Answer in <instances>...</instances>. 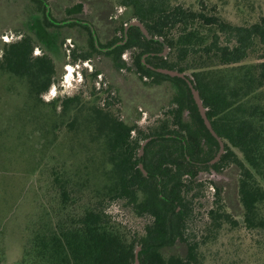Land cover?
<instances>
[{
  "label": "trees",
  "instance_id": "16d2710c",
  "mask_svg": "<svg viewBox=\"0 0 264 264\" xmlns=\"http://www.w3.org/2000/svg\"><path fill=\"white\" fill-rule=\"evenodd\" d=\"M121 5L128 9L115 28L121 36L105 45L87 21L71 17L60 24L46 9L43 21L47 27L80 26L89 33V51L74 50L72 62L88 61L93 52L106 54L118 70L134 71L154 84L172 81L179 90L164 117L146 129L137 122L126 123L114 111L118 97L110 88L96 85L100 84L98 70L90 74L83 70V86L89 91L85 101L84 94H73L49 102L64 114L73 106L77 111L85 107L83 122L75 116L70 126L94 130L90 133L103 145L106 179L101 187L86 192L89 180L81 182L55 169L54 193L36 216L21 264H135L139 247L140 264H205L202 247L225 226L243 230L244 240L259 239L263 250L264 15L236 24L217 4L205 0L197 6L172 0H121ZM134 20L145 26L152 39L137 26L126 31ZM37 47L31 35L4 42L0 72L26 80L41 100L57 82V70L46 52L34 56ZM127 52L128 61L123 60ZM159 68L185 73L198 90L207 117L225 145L216 163L211 161L219 142L206 128L187 82L161 74L155 70ZM230 166L239 172L243 218L236 220L226 210L220 189L211 187L212 205L204 217L203 238L198 240L196 205L205 187L199 182V171L222 172ZM113 203H121L142 219V230L133 231L115 220L108 212ZM177 242L186 245L185 254L165 255V248Z\"/></svg>",
  "mask_w": 264,
  "mask_h": 264
},
{
  "label": "rangeland",
  "instance_id": "374dc122",
  "mask_svg": "<svg viewBox=\"0 0 264 264\" xmlns=\"http://www.w3.org/2000/svg\"><path fill=\"white\" fill-rule=\"evenodd\" d=\"M199 1L172 0L186 6H197ZM205 1L217 4L222 14L236 24L254 22L264 15V0ZM81 3L83 7H75ZM45 9L60 24L71 17L87 21L104 45L121 36L116 35L115 28L128 13L121 0H0V54L5 37L13 42L31 35L38 46L34 56L46 52L57 70V82L41 100L31 93L26 80L0 72V264H21L24 259L36 216L54 193L51 182L55 169L81 182L89 180L86 192L101 187L106 179L101 165L103 145L90 133L94 130L70 126L75 116L83 122L85 107L77 111L73 106L64 114L49 102L58 96L73 94H84L85 101L89 91L83 86V70L88 74L98 70L100 84L96 85L110 88L118 97L114 111L126 123L137 122L140 128L146 129L164 117L179 90L172 81L154 84L142 80L134 71L118 70L112 57L106 54L93 52L88 61L72 62L74 50L77 54L89 51V33L80 26L47 27L43 21ZM49 19L53 21L50 16ZM129 59L127 52L123 60ZM185 119H189L187 112ZM238 177L235 166L222 172L199 171V182L205 187L196 205L194 233L198 240L203 238L204 217L212 205L214 188L220 189L226 210L236 220H242ZM108 212L133 231L142 230L144 221L134 217L121 203L111 204ZM244 233L225 226L206 240L202 247L205 264H264V249L259 247V239L244 240ZM185 252L186 245L181 242L164 250L165 255Z\"/></svg>",
  "mask_w": 264,
  "mask_h": 264
},
{
  "label": "water",
  "instance_id": "95a60500",
  "mask_svg": "<svg viewBox=\"0 0 264 264\" xmlns=\"http://www.w3.org/2000/svg\"><path fill=\"white\" fill-rule=\"evenodd\" d=\"M131 26H137L140 28V30L142 31V33L150 40L152 39V36L149 34L148 30L145 28V26L140 23L139 21H132L128 26H126V31H128L129 27ZM162 42L163 40L160 39ZM168 51V47L165 45V53ZM157 72L161 73V74H165V75H168L172 78H181L183 80H185L190 88V91H191V94H192V97L198 107V110H199V113L204 121V124L206 126V128L209 130V132L212 134V136L214 138L217 139V141L219 142V145H220V149H219V152L217 154V156L215 157L214 160L211 161V164H214L216 163L220 157L222 156V154H224L225 152V145H224V142L223 140L218 136V134L215 132V130L213 129L212 127V124L211 122L209 121L208 117H207V114H206V108L204 107L203 105V101L200 97V94L198 92V90L194 87V84L191 82V79L185 74V73H181L179 71H176V70H169V69H163V68H159V69H155ZM146 143H144L143 145H145ZM140 154L142 155L143 154V149L141 150ZM140 168L143 170V172L146 174L144 168H143V165H140ZM141 250V247H139L136 251V262L135 264H140L139 262V251Z\"/></svg>",
  "mask_w": 264,
  "mask_h": 264
},
{
  "label": "built area",
  "instance_id": "2783aa9c",
  "mask_svg": "<svg viewBox=\"0 0 264 264\" xmlns=\"http://www.w3.org/2000/svg\"><path fill=\"white\" fill-rule=\"evenodd\" d=\"M8 41H10V40L8 39V37H5V42H8Z\"/></svg>",
  "mask_w": 264,
  "mask_h": 264
}]
</instances>
